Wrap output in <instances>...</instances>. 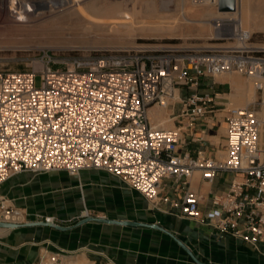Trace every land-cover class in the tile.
Returning <instances> with one entry per match:
<instances>
[{
    "label": "built area",
    "instance_id": "built-area-1",
    "mask_svg": "<svg viewBox=\"0 0 264 264\" xmlns=\"http://www.w3.org/2000/svg\"><path fill=\"white\" fill-rule=\"evenodd\" d=\"M60 1L73 0H0V12L31 19ZM216 26L220 40L234 43L76 54L46 50L28 70L0 69V187L23 172L78 175L96 169L151 203L172 202L182 215L211 221L220 233L258 247L264 242V49L249 44L250 36L239 28L222 32ZM230 73L251 79L260 98L226 106L220 157L182 150L183 129L155 125L150 118L152 106L179 105V117L190 123L218 110L213 85L205 91L201 83ZM220 172L235 176L224 193L213 195L203 216L204 195L183 184L196 173L214 183ZM3 212L11 217L2 220L25 222L20 208ZM44 257L40 264H57L58 257Z\"/></svg>",
    "mask_w": 264,
    "mask_h": 264
},
{
    "label": "crops",
    "instance_id": "crops-1",
    "mask_svg": "<svg viewBox=\"0 0 264 264\" xmlns=\"http://www.w3.org/2000/svg\"><path fill=\"white\" fill-rule=\"evenodd\" d=\"M211 85L218 94L217 102L228 106L234 97L230 77L214 81L204 78L201 88L207 91ZM217 109L192 123L179 118L180 124L175 126L183 129L182 150L193 155L199 151L216 157L222 155L226 147L227 107L220 105ZM234 176L220 172L214 183H207L196 173L183 188L190 186L204 195L200 208L205 216L213 195L224 193ZM0 189L7 201L24 212L27 222L53 217L55 223L74 226L69 230L45 225L6 228L0 233V264H40L42 246L52 250L83 249L98 259L104 258L107 264H264V242L255 247L220 233L211 221L182 215L172 202L151 203L120 178L104 171L84 169L78 175L65 171L23 172ZM181 195L182 191L176 192L173 198L180 200ZM86 217L154 223L166 231L96 220L77 225ZM90 238L94 242L92 249L79 246L82 242L89 243Z\"/></svg>",
    "mask_w": 264,
    "mask_h": 264
},
{
    "label": "bare ground",
    "instance_id": "bare-ground-1",
    "mask_svg": "<svg viewBox=\"0 0 264 264\" xmlns=\"http://www.w3.org/2000/svg\"><path fill=\"white\" fill-rule=\"evenodd\" d=\"M240 7L238 3L236 11L220 12L218 6L211 0H178L177 2L164 0L161 4H158L156 0L60 1L50 5L47 10L33 13L34 16L31 19L22 18V20H12L16 23L19 22L17 24H5L4 30H0L3 36L0 39V44L4 45L0 46H9L14 40L29 36L34 32L54 34L58 35V38H84L92 32H99V34H107L108 32L116 38L117 43L129 44L117 47L130 49L135 47L133 45L134 41H127V38L133 36L137 31L146 34H175L176 31L189 24H197L201 30H205L213 17L218 19L216 23L221 28L229 27V31H236L239 28L245 36H250L254 28L264 27V0H254V4L249 0ZM194 9L200 13L198 18L190 17ZM164 10L178 12L181 18L178 19L174 16L170 20L168 16L161 14ZM225 15H233L235 18L232 21L233 23H228L225 18H221ZM74 19L78 23L76 30L66 31L62 29L65 24H73ZM228 77H230L233 84V96L236 104L247 105L256 98V90L252 83L244 81L233 75V73L221 79H227ZM149 112L150 118L158 121L157 125L174 126V118H171V115L168 114L166 107L152 106ZM8 217L11 216L6 215V212L0 214V220ZM4 230L5 228L0 227V233ZM49 260L53 261V258L50 257ZM65 264H78V262L66 261Z\"/></svg>",
    "mask_w": 264,
    "mask_h": 264
},
{
    "label": "rangeland",
    "instance_id": "rangeland-1",
    "mask_svg": "<svg viewBox=\"0 0 264 264\" xmlns=\"http://www.w3.org/2000/svg\"><path fill=\"white\" fill-rule=\"evenodd\" d=\"M162 1L156 0L158 4H161ZM171 1L177 2L178 0H171ZM247 1L249 0H238V3L242 7L243 4H245ZM250 2L254 4V0H250ZM161 14L164 16H168L170 20L173 19L171 17L174 16L178 19L181 18L180 13L171 10L170 11L164 10L161 12ZM199 14L200 13L198 12V10L194 9L193 12L190 14V17L198 18ZM221 18H225L228 23H233L232 21H234L235 19L233 15H225V17L223 16ZM12 20L15 19L11 18L6 13L0 12V30L1 31L4 30L5 24L16 23V21H12ZM211 20H212L211 23L205 28V30H201V28L197 24H189L188 26L183 27L182 29L176 31L175 34H165V33L146 34V33H142L141 31H137L133 36H130V38L128 37L127 41H134L133 45L135 47L130 48V50L142 49V48L145 49L156 48V47L169 46V45H174V46L176 45L182 47H219V46H229L233 44L234 41L232 40L219 39L220 35L218 32V28L216 26L217 24L216 22L218 19L217 18L215 19L213 17ZM73 21H74L73 24L63 25L62 29H65L66 31L76 30L78 27V23H76V19H74ZM64 22L66 21L64 20ZM22 23H28V22H22ZM229 30H230L229 27H223L221 31L230 32ZM1 31H0V39L3 37L1 35ZM67 36L71 37L72 35H67ZM58 37H59L58 35L56 36L50 33L34 32L29 36H23V38L21 39L14 40V42H12L14 43L13 45L11 43L9 44V46H0V69L28 70L32 67L33 59L41 57V55L46 50H50V51L59 50L61 51V53H65V54H76V53L89 52L90 49H97L99 50L98 52H106L114 49H129V48L117 47L120 45H129V44L117 43L116 38L113 35L109 34L108 32L107 34H99V32L98 33L92 32L84 36V38H67V37L58 38ZM248 43L251 44L252 46L264 49V27L254 28L253 33H251L250 35V39ZM0 45H4V44H0ZM233 75H236L241 79H243L244 81H248L254 85L253 81L247 78L246 76H243L238 73H233ZM223 77L220 76L218 77V79L219 78L221 79ZM39 84H40V79L38 78L37 85ZM256 98H260V93L259 95L256 96ZM230 101L233 105H240V104H236L234 97H231ZM228 105H230V103ZM221 106L222 108H226L227 105L221 102ZM167 110L169 112L168 114L171 115V118H175L177 116L176 119H173V125L174 126L179 125L180 124L179 118H181L179 117V113L181 112L180 111L181 107L179 105L170 106L167 108ZM221 113L223 115L225 114V111H222ZM154 124L157 125L158 121L155 120ZM2 191L3 190L0 189V214L3 211L8 210V208L10 209L15 207L14 205H12L10 201H7V198L4 197ZM25 222H27V220H25ZM92 242L93 241L90 238L89 243L82 242L81 244H79V246L82 247L85 246L86 248L92 249V245H93ZM41 253L42 254L40 260L42 256H45L44 262L50 261L49 260L50 257L55 256L58 257L57 264H65L66 261L78 262V264H89V263L107 264L104 258L98 259L97 255L86 252L83 249L78 250L76 248H64V249L59 248L58 250H52L49 247L42 246Z\"/></svg>",
    "mask_w": 264,
    "mask_h": 264
},
{
    "label": "water",
    "instance_id": "water-1",
    "mask_svg": "<svg viewBox=\"0 0 264 264\" xmlns=\"http://www.w3.org/2000/svg\"><path fill=\"white\" fill-rule=\"evenodd\" d=\"M238 0H218V10L220 12H234L237 10ZM99 221L104 223H115V224H124V225H140V226H147V227H154L157 229H161L166 231L163 227L157 225V224H150V223H142L138 221H122V220H114V219H107V218H97V217H86L82 220H80L77 225H82L84 223L90 222V221ZM33 225H45V226H51L59 230H69L73 228L74 226H63L55 222L51 221H34V222H27V223H17V222H9L6 220H0V227L1 228H8V229H14L21 226H33ZM177 241L189 252V254L198 262L199 261L194 254L186 247V245L179 239ZM207 264V263H203Z\"/></svg>",
    "mask_w": 264,
    "mask_h": 264
}]
</instances>
